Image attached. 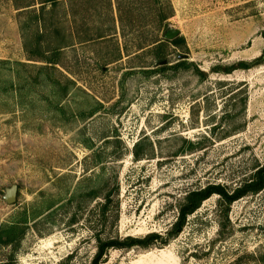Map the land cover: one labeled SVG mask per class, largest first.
<instances>
[{"label":"rangeland","instance_id":"1","mask_svg":"<svg viewBox=\"0 0 264 264\" xmlns=\"http://www.w3.org/2000/svg\"><path fill=\"white\" fill-rule=\"evenodd\" d=\"M42 1L0 0V60L43 65L28 59L67 46L77 89L55 119L35 104L28 123L41 130L24 131L19 110L0 113V223L22 222L37 203L44 213L24 224L15 264H91L101 201L91 191L119 187V222L103 238L165 236L187 192L232 191L264 166V0H156L173 9L163 25L137 0H121L124 34L116 7L83 20L78 4ZM167 28L180 31L178 44ZM153 38L165 46L139 50ZM241 63L250 68L224 72ZM138 142L149 155L141 161ZM225 215L214 195L167 245L111 250L103 264H264V190ZM9 253L0 249V264Z\"/></svg>","mask_w":264,"mask_h":264},{"label":"trees","instance_id":"2","mask_svg":"<svg viewBox=\"0 0 264 264\" xmlns=\"http://www.w3.org/2000/svg\"><path fill=\"white\" fill-rule=\"evenodd\" d=\"M67 1L71 7L77 4L82 7V11L85 14L83 20H86L90 16V11L92 9L97 10L101 8L104 11L113 12L116 7L119 13L121 30L123 34L125 33L126 27L121 0H105L100 5L98 2V5L95 6L93 3L96 0ZM58 2H61V0H43L41 4H50L54 7ZM136 3L142 5L145 11L149 10L153 13L156 21L160 25H163V23L173 16V9L171 6L168 9L169 13H166L162 6L156 5L159 4L156 0H137ZM169 32L170 29L167 28L165 34L167 35ZM107 36L106 33L101 32L95 39H105ZM91 40L92 39L89 38L84 42H89ZM180 40L181 39L178 38L172 41L167 40V42L175 45L178 44ZM151 41L152 42L146 46L144 45L145 43L141 42L137 47L139 50H143L149 46L155 45L153 48L156 50L164 47L166 43L157 38H153ZM66 47L67 46H59L56 49L45 51L41 61L28 59L29 61L41 62L43 65L0 60V113L15 114L17 110H19L22 113V119L25 120V124L23 125L24 131L41 130L28 123V120L31 118L30 112L35 109L36 103L42 107V111L48 114L50 119H55L58 113H63L64 103L69 101V97H71L77 89V82L75 80L76 75L71 68L66 65L63 59L64 49H66ZM262 59L263 58H260L253 64L256 66L261 64ZM249 66L250 65L241 63L230 69L223 70L229 73L236 69H249ZM199 74L203 77L207 76L204 72H199ZM93 113L94 112H91V114ZM186 143H188V150L191 151L196 148L194 143L187 141ZM141 145L142 144L138 142L134 146L132 155L135 161H141L149 157L148 154L142 152ZM87 147L90 149L93 148L92 146ZM93 158L95 162H99L98 154L94 153ZM263 190L264 166H260L249 180L232 191H229L221 185H209L203 189L189 191L179 202L176 221L166 235L162 236L157 233H151L143 238H120L112 236L103 238L100 233L108 228V222H111L114 227H117L119 222L120 204L114 198L118 195L119 187L116 185L112 190L105 193L91 191L89 195L93 200L96 201L97 199H101L94 208L96 220L93 229H95L97 235H95L96 253L91 264H103L105 257L108 256L111 250H129L135 247L147 250L153 247L167 245L172 239L177 238L183 232L187 225L188 218L195 214L201 208L202 204L214 195L220 197V202L225 207V216H227L230 206L234 202L248 195L258 194ZM39 205V203L33 205L34 211L31 214H28L27 210H25L22 222L9 220L5 223H0V249L10 248L9 256L3 264H15L16 251L25 236L24 224L27 223V221H36L44 214L40 211L41 207ZM45 210H47V212L51 211V207Z\"/></svg>","mask_w":264,"mask_h":264},{"label":"water","instance_id":"3","mask_svg":"<svg viewBox=\"0 0 264 264\" xmlns=\"http://www.w3.org/2000/svg\"><path fill=\"white\" fill-rule=\"evenodd\" d=\"M180 35L179 30H172L166 35V39L172 41ZM18 197V187L13 185L10 189L7 190L5 199L10 205H14L17 202Z\"/></svg>","mask_w":264,"mask_h":264}]
</instances>
